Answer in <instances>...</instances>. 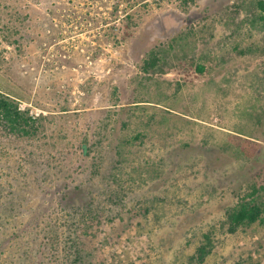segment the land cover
Instances as JSON below:
<instances>
[{
	"label": "rangeland",
	"instance_id": "rangeland-1",
	"mask_svg": "<svg viewBox=\"0 0 264 264\" xmlns=\"http://www.w3.org/2000/svg\"><path fill=\"white\" fill-rule=\"evenodd\" d=\"M253 3L0 0V92L37 119L0 127V264H196L203 233L199 264H264V216L224 223L264 181Z\"/></svg>",
	"mask_w": 264,
	"mask_h": 264
},
{
	"label": "trees",
	"instance_id": "trees-1",
	"mask_svg": "<svg viewBox=\"0 0 264 264\" xmlns=\"http://www.w3.org/2000/svg\"><path fill=\"white\" fill-rule=\"evenodd\" d=\"M256 10L264 15V0H254ZM163 59L156 51H149L141 64V69L161 70ZM195 68L201 72L203 66L196 64ZM36 117L29 115L26 110L19 109L18 104L9 96L0 92V127L7 133L30 137L36 131ZM234 198L232 204L224 210V223L227 232H233L238 226L261 220L264 216V181L259 184L252 182L246 186L236 185L230 189ZM89 211V210H88ZM212 243L207 233L202 234L201 242L195 247L193 260L201 263L210 253Z\"/></svg>",
	"mask_w": 264,
	"mask_h": 264
},
{
	"label": "built area",
	"instance_id": "built-area-1",
	"mask_svg": "<svg viewBox=\"0 0 264 264\" xmlns=\"http://www.w3.org/2000/svg\"><path fill=\"white\" fill-rule=\"evenodd\" d=\"M18 108H19V109H23L24 107H23L22 104H18Z\"/></svg>",
	"mask_w": 264,
	"mask_h": 264
}]
</instances>
